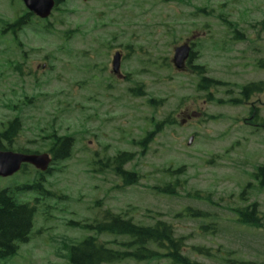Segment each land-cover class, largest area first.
<instances>
[{"label":"rangeland","instance_id":"1","mask_svg":"<svg viewBox=\"0 0 264 264\" xmlns=\"http://www.w3.org/2000/svg\"><path fill=\"white\" fill-rule=\"evenodd\" d=\"M58 9L13 37L6 25L23 15V3L0 0V129L14 118L21 124L10 150L47 153L52 132L74 141L71 157L43 179L31 166L0 177V192L35 206L28 242L0 264H70L71 248L95 237L87 226L105 211L171 225L183 255L198 264H264V221L263 229L243 226L233 212L256 203L264 213V184L254 175L264 165V129L243 122L255 97L225 104V91L239 99L241 86L264 81L256 66L264 0H68ZM187 41L197 55L191 66L225 85L211 90L214 102L196 92L191 68L171 64ZM115 49L124 51L123 80L103 70ZM167 115L174 124L156 129ZM119 152L132 156L124 169L138 174L136 185L99 172L97 162ZM165 184H177L173 194L154 190ZM211 225L215 231L202 229Z\"/></svg>","mask_w":264,"mask_h":264},{"label":"trees","instance_id":"2","mask_svg":"<svg viewBox=\"0 0 264 264\" xmlns=\"http://www.w3.org/2000/svg\"><path fill=\"white\" fill-rule=\"evenodd\" d=\"M54 1L56 7H58L68 0ZM58 10L60 9H54V11ZM33 19L35 18L32 14L24 11L23 15L18 17L15 22L6 25V31H9L15 37L17 33H20L30 25ZM234 32L239 35L237 31L234 30ZM196 58V52L193 51L187 61V69L191 68L193 74H196L198 77L196 92L205 93L207 101L214 102L211 90L223 88L225 85L206 77V70L203 67L191 66V63ZM252 91L253 88L251 85L243 86L240 89V96L244 100H247ZM216 103L219 104L220 101L216 100ZM227 103L235 106L240 101L232 98ZM173 124L172 117L167 115L161 120V123L155 125V128L158 129L161 125L164 127L172 126ZM20 126L19 120L14 119L6 128L0 129V151L10 150V145L14 143ZM49 139L52 140L49 153L52 155L54 164L71 157L74 144L71 136L57 137L56 133L52 132L49 135ZM16 152L30 153L20 149L16 150ZM132 160L133 158L129 153L119 152L111 159L105 158L104 162L101 160L98 161L97 165L101 166L99 172L103 173L104 169H110L113 175L118 177L124 186H133L139 181L138 174L134 171H126L124 169ZM51 171H53L52 168L45 175H48ZM36 173L39 174L37 175L38 177L43 179V174ZM254 175L256 178H261L260 186L263 187L264 165L259 166ZM176 187L177 184H165L162 187H155L154 190L164 195H171L176 190ZM34 212L35 206L28 203H18L7 190L0 192V260H6L14 256L18 250V245L28 242ZM186 212L196 217L203 215L201 212L190 211V209H186ZM233 212L237 224L263 229L264 213L259 211V206L256 203H250L241 208H236ZM87 228L94 230L95 237H88L76 247L71 248L70 264H118L127 260L151 262L161 259H166L171 264H198L183 255V238L176 237L173 227L163 221L158 220L151 225H145L136 223L131 217H127L126 215L105 211L101 221H96L93 227L87 226ZM202 229L205 232L208 230L215 231L213 225L202 227ZM102 235H109V237L114 239L108 243H104L98 240V237ZM118 238H124L125 241H120ZM195 250L198 254L208 255L206 249L196 248ZM229 264L255 263L234 261L229 262Z\"/></svg>","mask_w":264,"mask_h":264},{"label":"water","instance_id":"3","mask_svg":"<svg viewBox=\"0 0 264 264\" xmlns=\"http://www.w3.org/2000/svg\"><path fill=\"white\" fill-rule=\"evenodd\" d=\"M25 8L31 14L40 19H47L54 7V0H22ZM190 48L186 44L174 49L172 64L176 70H182L184 63L189 57ZM120 57L115 55L112 62V72L114 75L119 74ZM192 139L189 138L187 145H190ZM51 160L47 154L26 155L14 153L11 151H0V177L8 178L17 173L22 165H31L40 172L47 171Z\"/></svg>","mask_w":264,"mask_h":264},{"label":"flooded vegetation","instance_id":"4","mask_svg":"<svg viewBox=\"0 0 264 264\" xmlns=\"http://www.w3.org/2000/svg\"><path fill=\"white\" fill-rule=\"evenodd\" d=\"M25 9V8H24ZM187 44H188V46H189V48H190V53H192L194 50H193V43H191V42H189V41H187ZM264 51V48L263 49H259V52H261V51ZM195 52V51H194ZM119 55V57H120V65H121V61L124 59V51L122 50V49H115V50H110L109 52H108V54H107V56L109 55V58H108V62H107V64L104 66V68H103V70L104 71H108V72H110L112 75H113V72H112V62H113V58H114V56L115 55ZM256 66L260 69V70H264V59H259L257 62H256ZM119 74L121 75V76H118V75H116L115 77L118 79V80H123L124 78H125V76L124 75H122L121 74V72H120V68H119ZM247 85H251L252 86V88H253V91H252V93L250 94V96H249V98L250 99H252V98H254L255 97V100L253 101V104L249 107V112H248V115H249V117L247 118V119H243V122H252L253 120H255L256 121V123H249V124H247V125H249V126H252V128H254V129H256L257 127H259V128H263L264 126H263V124H264V121H262L261 123H260V125L257 123L258 121H257V118L259 117V115H260V106H259V103L261 104V105H264V102H262V100L261 99H258L257 97H259V96H264V81H262V80H260V81H253L252 83H249V84H246V85H243V86H247ZM243 86H241V87H243ZM246 101H250L249 99H247ZM251 103V102H250ZM243 104H245V102L243 103ZM254 104H257V106L256 105H254ZM264 107V106H263ZM194 115V114H193ZM195 115H197V114H195ZM14 119H17V118H14ZM13 119V120H14ZM263 120H264V118H263ZM12 121V120H11ZM11 121H9V122H7L6 123V125H4V124H1V126H8V124L11 122ZM20 122V121H19ZM21 125V124H20ZM6 128V127H5ZM51 143H52V140H50V142H49V146L51 147ZM50 147H49V149L47 150V154H48V156L50 157V158H52V155H51V153H49V150H50Z\"/></svg>","mask_w":264,"mask_h":264}]
</instances>
